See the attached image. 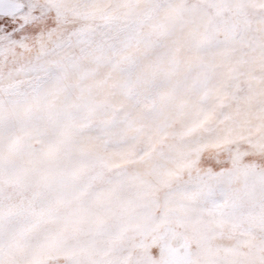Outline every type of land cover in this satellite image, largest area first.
<instances>
[{
  "label": "snow or ice",
  "instance_id": "snow-or-ice-1",
  "mask_svg": "<svg viewBox=\"0 0 264 264\" xmlns=\"http://www.w3.org/2000/svg\"><path fill=\"white\" fill-rule=\"evenodd\" d=\"M0 264H264V0H0Z\"/></svg>",
  "mask_w": 264,
  "mask_h": 264
}]
</instances>
